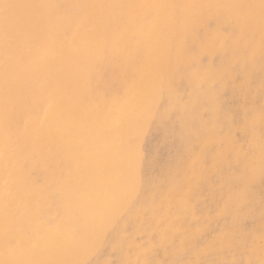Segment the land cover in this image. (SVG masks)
I'll use <instances>...</instances> for the list:
<instances>
[{"label": "bare ground", "instance_id": "1", "mask_svg": "<svg viewBox=\"0 0 264 264\" xmlns=\"http://www.w3.org/2000/svg\"><path fill=\"white\" fill-rule=\"evenodd\" d=\"M178 1L183 5L169 9L185 14L177 15V30L184 32L183 37L200 40L199 26L212 15H204L196 0ZM215 2L218 7L207 2L211 12L236 23L242 21V16L224 10L225 0ZM166 3L176 1L0 0V5L14 6L7 11L0 7V256L4 258L0 264H88L94 254L108 246L116 250L123 245L129 248L126 229L137 225L138 231L143 227L145 214L137 210L134 202L147 191L141 181L134 184L136 165L131 155L135 154H130L133 151L130 142L152 121L154 114L149 110L155 96L163 99L168 90L164 70L169 65L164 66V58L173 53L174 36L164 38V29L170 25L161 20L162 6ZM17 35L38 39L69 37L75 52L66 56L60 54L59 44L49 50L48 44L40 46L39 41H36L39 45L31 41V45L21 46L15 53L12 47L18 44L17 40L14 44L8 38ZM215 38L198 42L192 48L201 57L203 51L212 50ZM143 46L145 50L141 52ZM185 48L186 45H179L178 58ZM124 54L128 57L126 66L118 68L117 59ZM152 54L160 55L163 61L157 69L158 76L140 79L139 102L145 106L146 124L140 116L142 122L135 125L131 109L134 104L130 101L136 87L128 83L121 94L119 81L132 77L138 70H146V60ZM112 66L120 71L111 85L103 87L102 81H94L95 75L100 79L99 70ZM201 98L197 93L191 94L190 111L186 113L190 132L191 125L198 120L196 106ZM217 108L218 102L209 116L217 114ZM167 109L186 111L174 95ZM214 117H209L202 126L204 136L209 134L211 128L206 125ZM250 122L262 125L263 112L253 111ZM261 143L257 136L253 139L260 159L264 155ZM126 149L129 158L122 162L121 152ZM251 173L249 181L262 173L261 165H255ZM41 174L42 183L36 185L34 177ZM55 176L64 190L65 198L61 200L67 217H78L79 203L101 202L103 206V213H87L88 222L85 216L75 221L86 229L91 222L85 242L67 236L70 234L64 227L55 229L48 223L54 208L51 191ZM231 197L234 201L238 198L236 193ZM81 220L86 222L82 224ZM168 228L173 229L174 222ZM93 239L95 245L90 242ZM27 246L34 252L33 261L28 260ZM123 260L129 262L128 258Z\"/></svg>", "mask_w": 264, "mask_h": 264}, {"label": "rangeland", "instance_id": "2", "mask_svg": "<svg viewBox=\"0 0 264 264\" xmlns=\"http://www.w3.org/2000/svg\"><path fill=\"white\" fill-rule=\"evenodd\" d=\"M175 1L177 4H163L161 16L164 23L170 24L164 29V38L174 36L173 53L164 58V66L169 65L164 70L168 90L163 99L155 96L149 110L154 114L152 121L130 142L133 148L130 154H135L131 155L136 165L134 184L139 185L141 181L142 188L146 187L147 191L134 202L137 210L145 214V223L138 231L137 225L126 229L129 248L123 245L116 250L108 246L94 254L88 264H264V155L260 159L253 146V139L257 136L264 149V123L258 126L250 122L253 111L260 110L264 114V66H261L264 64V10L260 6L261 0H231V3L225 0L224 10L242 16L240 23L211 12L207 2L218 7L215 0H196L204 15H212L201 23L203 26H199L202 30L200 40L183 37L184 32L177 30V15L185 14L169 12L170 6L183 5ZM37 13L40 15L41 12ZM21 36L8 38L14 44L17 40V46L12 47L15 53L21 46L39 42L40 46L48 44L49 50L59 44L60 54L66 56L75 52L69 37L38 39ZM214 37V47L203 51L201 57L193 50V45ZM181 44L186 48L178 58L177 49ZM144 50L143 46L141 52ZM127 58L124 54L117 59L118 68L126 66ZM161 61L160 55L152 54L146 60V70H138L132 73V77L119 81L121 94L128 88V83L136 87L130 101L134 104L131 109L135 125L142 122L140 116L146 124L145 106L139 102L140 79L158 76ZM113 68L99 70L102 72L100 79L95 75L94 81H102L103 87L111 85L113 77L120 71ZM109 87L112 92V86ZM192 93H197L202 100L196 106L198 120L191 125L190 132L186 113L190 111ZM173 95L181 101L183 109L186 108L185 112L167 109ZM216 102L218 113L209 116ZM101 110L105 112L104 108ZM212 116L215 117L206 125L211 128L210 132L204 136L202 126ZM121 155L122 162L127 161L129 149L123 150ZM255 165H261L262 173L249 181ZM41 177L42 174L34 177L36 185L42 183ZM244 178L248 179L244 181ZM63 192L55 176L51 191L54 208L50 220L53 223L50 220L48 223L55 229L64 227L63 230L70 234L67 236L85 242L89 238L87 229L91 222L85 225L86 229L77 226L75 221L81 216L86 217L87 213H103V206L101 202L79 203L76 208L78 217H67L61 200L65 198ZM233 193L239 198L236 201L231 197ZM73 198L78 202L76 197ZM89 219L86 217L87 222ZM85 222L81 220L80 223ZM173 222L174 228H168ZM90 242L96 244L95 239ZM26 250L31 253L28 260L33 261L32 248L27 246ZM127 252L129 255L126 256ZM127 258L129 262L125 263L123 259ZM3 260L0 256V263Z\"/></svg>", "mask_w": 264, "mask_h": 264}, {"label": "snow or ice", "instance_id": "3", "mask_svg": "<svg viewBox=\"0 0 264 264\" xmlns=\"http://www.w3.org/2000/svg\"><path fill=\"white\" fill-rule=\"evenodd\" d=\"M261 9L264 10V0H261ZM0 7H2L5 11H7V9L11 8V7H14L13 5H0Z\"/></svg>", "mask_w": 264, "mask_h": 264}]
</instances>
